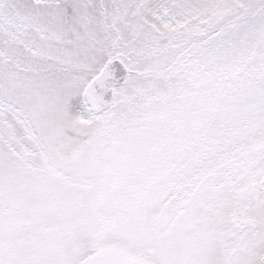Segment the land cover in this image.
Listing matches in <instances>:
<instances>
[{"label":"snow or ice","instance_id":"snow-or-ice-1","mask_svg":"<svg viewBox=\"0 0 264 264\" xmlns=\"http://www.w3.org/2000/svg\"><path fill=\"white\" fill-rule=\"evenodd\" d=\"M0 264H264V0H0Z\"/></svg>","mask_w":264,"mask_h":264}]
</instances>
